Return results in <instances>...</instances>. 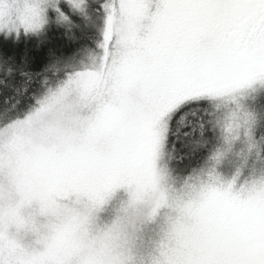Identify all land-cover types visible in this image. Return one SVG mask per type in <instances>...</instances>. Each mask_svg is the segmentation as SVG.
Returning a JSON list of instances; mask_svg holds the SVG:
<instances>
[{
	"label": "snow or ice",
	"instance_id": "snow-or-ice-1",
	"mask_svg": "<svg viewBox=\"0 0 264 264\" xmlns=\"http://www.w3.org/2000/svg\"><path fill=\"white\" fill-rule=\"evenodd\" d=\"M126 8L124 0H0V133L40 125L61 140L78 131L95 143L132 110L129 85L154 93L149 113L136 107L134 128L152 187L142 203L124 189V219L109 231H123L125 243L109 264H165L177 213L241 185L264 188V0H243L228 21L233 47L199 72L155 70L167 42L196 27L194 3L143 0L135 44ZM84 80L117 81L123 91L85 111L86 93L74 88ZM35 149L55 151L42 141ZM109 191L120 194V185ZM0 264L13 262L0 252ZM247 264H264V250Z\"/></svg>",
	"mask_w": 264,
	"mask_h": 264
},
{
	"label": "rangeland",
	"instance_id": "rangeland-1",
	"mask_svg": "<svg viewBox=\"0 0 264 264\" xmlns=\"http://www.w3.org/2000/svg\"><path fill=\"white\" fill-rule=\"evenodd\" d=\"M179 3H200L203 0H172ZM130 24V37L135 44L143 20V0H124ZM135 50H139L136 48ZM74 88L87 96L85 111L111 103L123 86L117 81L84 80ZM139 109L147 114L157 99L154 93H142L134 84L127 88ZM55 136L40 125H22L10 136L0 133V182H7L8 195L0 197V246L8 259H18L8 237L14 233L47 231L43 251L27 257L26 264H109L113 253L125 243L123 231L109 229L123 221L122 211L132 189L142 203L152 187V174L146 155L134 139L130 149L111 157H98L86 163L62 164L51 154L39 153L37 142ZM101 138L98 142H102ZM120 185V194L110 192ZM92 209L87 218L85 210ZM196 209L179 213L177 222L195 213ZM258 218L264 203L257 194L246 209ZM49 225L45 229L44 225ZM118 237V238H117ZM191 240L186 229L177 223L170 234L165 264H189L187 249Z\"/></svg>",
	"mask_w": 264,
	"mask_h": 264
},
{
	"label": "clouds",
	"instance_id": "clouds-1",
	"mask_svg": "<svg viewBox=\"0 0 264 264\" xmlns=\"http://www.w3.org/2000/svg\"><path fill=\"white\" fill-rule=\"evenodd\" d=\"M243 0H203L194 3L198 8L192 25L177 33L160 53L157 72H199L205 70L213 59H218L233 47L228 30V21ZM133 108L120 125L102 142L90 143L83 134L74 131L69 138L61 140L56 136L44 142L53 145L51 153L55 162L62 164L86 163L95 158L111 157L128 151L134 142V128L137 119L135 98ZM241 185L231 196L218 194L195 213L176 221L183 226L191 240L187 249L189 264H247L248 256L254 249L264 250V212L258 218L247 214L257 196L264 203V188L245 190ZM45 229L49 225L43 226ZM47 231L29 236L14 233L8 240L14 244L13 264H26L27 257L43 251L48 239ZM7 249L0 246V251Z\"/></svg>",
	"mask_w": 264,
	"mask_h": 264
},
{
	"label": "trees",
	"instance_id": "trees-1",
	"mask_svg": "<svg viewBox=\"0 0 264 264\" xmlns=\"http://www.w3.org/2000/svg\"><path fill=\"white\" fill-rule=\"evenodd\" d=\"M118 238V237H117Z\"/></svg>",
	"mask_w": 264,
	"mask_h": 264
}]
</instances>
